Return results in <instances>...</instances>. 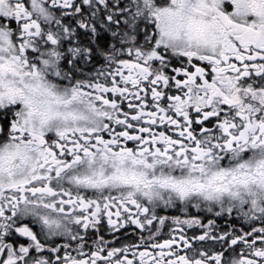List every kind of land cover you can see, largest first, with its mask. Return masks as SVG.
<instances>
[{
  "label": "snow or ice",
  "instance_id": "6c2138e0",
  "mask_svg": "<svg viewBox=\"0 0 264 264\" xmlns=\"http://www.w3.org/2000/svg\"><path fill=\"white\" fill-rule=\"evenodd\" d=\"M0 264H264V0H0Z\"/></svg>",
  "mask_w": 264,
  "mask_h": 264
}]
</instances>
